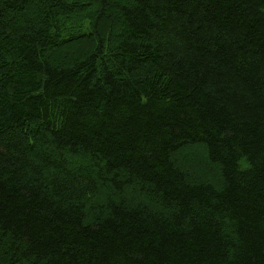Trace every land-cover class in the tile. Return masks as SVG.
<instances>
[{
    "label": "trees",
    "instance_id": "obj_1",
    "mask_svg": "<svg viewBox=\"0 0 264 264\" xmlns=\"http://www.w3.org/2000/svg\"><path fill=\"white\" fill-rule=\"evenodd\" d=\"M0 264H264V0H0Z\"/></svg>",
    "mask_w": 264,
    "mask_h": 264
},
{
    "label": "rangeland",
    "instance_id": "obj_2",
    "mask_svg": "<svg viewBox=\"0 0 264 264\" xmlns=\"http://www.w3.org/2000/svg\"><path fill=\"white\" fill-rule=\"evenodd\" d=\"M106 23V22H105Z\"/></svg>",
    "mask_w": 264,
    "mask_h": 264
}]
</instances>
